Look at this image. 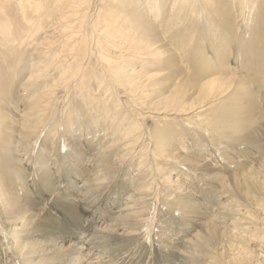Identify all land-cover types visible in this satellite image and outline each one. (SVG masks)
Returning a JSON list of instances; mask_svg holds the SVG:
<instances>
[{
	"label": "bare ground",
	"instance_id": "1",
	"mask_svg": "<svg viewBox=\"0 0 264 264\" xmlns=\"http://www.w3.org/2000/svg\"><path fill=\"white\" fill-rule=\"evenodd\" d=\"M263 2L264 0H0V155L11 154L17 147L16 143H26L33 136L37 141L41 140L38 150L42 152L46 148V140H49L47 137L56 133L54 128L49 127L57 122V126H62L65 131L63 146L66 147L67 141L71 143L66 147L70 158L76 152L72 132L74 125H78L79 119L86 120L88 112H91V115L93 113L100 116L95 121L99 123L102 120L101 127L112 130L111 134L117 139V145L112 146L125 150L127 147L129 154L139 145L137 139L142 128L139 121H160L153 126L151 152L148 154L147 150L141 149L144 146L139 145L140 163L145 164L150 155L159 175L164 170L160 162L194 171L207 168L208 165L202 160L184 156L174 149L172 135L164 128L161 120L169 116L187 117L185 119L190 120V114L205 111L215 106V101L223 95H228L233 106L227 107L225 104L222 109L215 106L212 112L198 118L196 123L207 122L209 126L212 122L211 128H208L215 135L230 139L232 132H240L236 126L229 127L230 121H237L239 118L240 122L245 120L242 119L245 118L244 115L237 116V112L245 106L244 112L248 116L247 106H252L253 92L244 78H231L224 69L222 73H217L206 64L207 61L201 62L193 70L198 77H193L190 81L189 77L188 80L185 79L189 84L191 82L189 87H186L187 81L184 83L180 79L172 80L171 76L177 78L184 72H181V67L177 64L178 58L182 60L191 46L196 49L193 53H203V42L207 39H210L212 57L220 58L223 54L220 47L227 41L221 29L232 33L235 15V21L244 29L249 30L250 26L255 29L262 27ZM217 28L220 32H216ZM197 36L198 46H195L193 41ZM262 50L264 53V48ZM204 57L211 58L207 55ZM249 63V60L243 62V72L248 74L253 71L257 86L264 90L256 71L260 67L258 62L253 60L252 64ZM19 87L24 94H18ZM191 89L195 90L194 98L190 93ZM19 101L23 103L24 110L17 120L20 113L18 114L16 106ZM84 103L90 105L84 106ZM90 123L94 126L93 122ZM42 132L48 135L44 137L43 134L41 138ZM40 155L41 153L38 157ZM125 156L128 157L126 154L120 160ZM7 158H3V164L8 165L10 170L5 174L12 173L11 165L5 163ZM225 158L234 166L232 174L223 183L232 197L221 206L219 215L214 220L202 223L199 234L191 236V239L196 237L189 251L194 253L185 255L197 264H264V161L255 168L248 169L240 164L239 159ZM13 172L14 175L8 174L9 178L6 181L2 179V183L5 181L10 184L15 181L20 184L18 173H22V170L14 169ZM170 174L171 172L159 176L161 183L178 186L176 189L180 190L182 177L178 179L176 176L174 180L170 178ZM44 183L49 184L46 180ZM5 186L0 191V207L6 215L7 233L13 249L22 256L21 251L25 248L29 250L37 247L27 238L35 221L30 222L29 219V202L24 198L20 202L12 195L14 190H7ZM147 190L148 186L144 187V191ZM181 204L186 209L183 200ZM140 212V208L131 209L133 218L140 216ZM149 214L147 215L150 216ZM18 220L25 221L28 230L25 224L18 227ZM224 220L227 222L224 223ZM15 234L25 235L23 247H18Z\"/></svg>",
	"mask_w": 264,
	"mask_h": 264
},
{
	"label": "rangeland",
	"instance_id": "2",
	"mask_svg": "<svg viewBox=\"0 0 264 264\" xmlns=\"http://www.w3.org/2000/svg\"><path fill=\"white\" fill-rule=\"evenodd\" d=\"M262 6H264V2ZM262 11L264 16V7H262ZM235 17L233 28L231 27L232 33H226L225 29H221L225 33L224 39L227 41H224L225 44L220 47L223 53L220 58L212 57L209 47L210 39H207L203 42V53L199 55L193 53L196 52V49L191 46L187 51L189 54L187 53L183 57L184 60L178 58L177 64L179 68L181 67V72H184L180 75L181 77L178 75L177 78L174 76L171 78L172 80L180 79L185 83L189 77L190 81L191 78L198 77V74L193 70L206 61V64L208 63L217 73L224 69L229 77L232 76L231 78H244L253 92L254 101L251 107L247 106L250 115L248 113L247 116V113L244 112L245 106L237 112V116L242 115L243 117L244 115L245 118H242L245 119L244 122H240V118L237 121H230L229 127L236 126L240 132H232L230 139H227L215 135L210 130L212 122L211 125L209 123V126H207V122L196 123V120L199 121L198 118L212 112L215 106L220 109L222 106L224 108L225 104L227 107L230 106L233 102L228 95H223L216 100L215 106L197 114H190L189 117L192 118L190 120H186L187 117L177 118L175 116L160 119L164 128L172 135L171 143L174 149L184 156L202 160L208 167L194 171L187 167L181 168L168 162H160L164 166V170L163 174L159 175L154 168V159H151L150 155H148L145 164L140 163L139 145L144 146L141 149L147 150L148 154L153 148L151 144L154 134L153 126L160 122L155 119L139 121L142 125L141 134L139 133L137 139L139 145L137 148L135 147L136 149L132 148L134 151L129 154L127 147L125 150L112 146L117 145L116 137L111 134L112 130L108 127H101L100 124L103 121L101 120L99 123L95 121V118H100V116H95L93 113L91 115V112H88L86 120L79 119L78 125H74L75 129L72 132L73 139L76 141V152L70 158L66 147L71 143L67 141L66 147L63 146L65 131L55 122L54 126L51 125L49 128H54L56 133L54 136L47 137L49 140H46L44 151L38 150L41 140L37 141L33 136L26 143H16L17 147L11 154L0 155V191H3L6 185L7 190H14L12 195H15L20 202L23 198L29 202L31 206L29 219L30 222L32 220L35 222L31 225L32 232L27 238L30 243L37 246L35 249L25 248L21 251L22 256L13 249L12 241L7 233L6 215L3 208L0 207V264H197L185 255L194 253L189 252L196 238L194 236L191 239V236L195 233L199 234L202 223L214 220L219 215L221 206L228 203L229 198L232 197V194L223 187V183H226L229 175L232 174L234 166L230 165L225 157L233 160L239 159L240 164L248 169L255 168L264 161V90L257 86L253 71H249L248 74L243 72L244 61L249 60V64H252V61L256 60L260 66L256 71L264 85V53H262L264 25L258 29L250 26L247 30L240 26L238 21H235ZM216 32H220V29L217 28ZM197 39L199 40L198 36L193 41L195 46H198ZM204 54L211 58H205ZM262 57L263 59H261ZM241 61L243 62L241 63ZM188 62L189 64H187ZM185 84H187L186 87L192 85L188 81ZM17 92L24 94L21 87ZM194 92L195 90H190L193 98L195 97ZM89 105L84 103V106ZM80 106L83 105L80 104ZM16 107L18 114L20 113L17 119L19 120L24 105L19 101ZM218 108L215 109L218 110ZM249 116L252 119H249ZM90 122H93L94 126ZM18 130L22 131L20 128ZM43 134L44 137L48 135V133L42 132L41 138ZM35 140L37 144L34 147ZM34 150L35 152H33ZM40 153L41 158L38 157ZM123 153L128 157L125 156L120 160L124 156ZM4 157H8L5 163L10 164L12 168V173H8L10 176L14 175V169L22 170V173H18L20 184L15 181H9L10 184H6V178L9 177L5 173L9 172L10 167L3 164ZM168 171L171 172V179L175 180L176 176L178 179L182 177L183 181L180 180L182 190H177L178 186L161 183V177L168 174ZM2 179L5 180L4 183H2ZM45 180L48 181V185L44 183ZM20 185L22 187H19ZM147 186L148 190L144 191V187ZM227 189L230 188L227 187ZM182 200L186 209L181 204ZM136 207L140 208L142 212L138 214L140 216L133 218L131 209ZM148 213L150 216L147 215ZM16 222L20 223L18 227L26 225L25 221L18 220ZM226 222L227 220H224V223ZM224 223H219V225L223 226ZM25 228L28 230L27 225ZM24 236L15 234L19 248L24 246L22 243L26 239V237L23 238Z\"/></svg>",
	"mask_w": 264,
	"mask_h": 264
}]
</instances>
